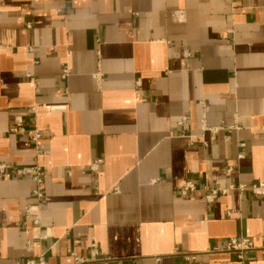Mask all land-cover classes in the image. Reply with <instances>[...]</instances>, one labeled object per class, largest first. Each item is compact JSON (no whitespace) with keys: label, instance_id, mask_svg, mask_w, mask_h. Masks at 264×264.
Wrapping results in <instances>:
<instances>
[{"label":"crops","instance_id":"crops-1","mask_svg":"<svg viewBox=\"0 0 264 264\" xmlns=\"http://www.w3.org/2000/svg\"><path fill=\"white\" fill-rule=\"evenodd\" d=\"M44 104L37 156L20 129ZM37 160L38 230L34 180L0 176V264H73L93 243L84 264H264V196L206 197L264 184V0H0V162Z\"/></svg>","mask_w":264,"mask_h":264},{"label":"built area","instance_id":"built-area-1","mask_svg":"<svg viewBox=\"0 0 264 264\" xmlns=\"http://www.w3.org/2000/svg\"><path fill=\"white\" fill-rule=\"evenodd\" d=\"M180 13V12H179ZM179 18L182 19L183 14L180 13ZM27 27L31 28L32 23L27 22ZM190 55V53H187ZM70 75V68L65 67L62 71L61 78L63 80L67 79V77ZM30 81L35 85V87L38 89L37 79L33 74H29ZM140 91V90H139ZM203 106L206 104L202 101L201 102ZM46 105H34L30 108L32 115V124L31 128L22 127L20 129V132L23 134L30 133L29 139L34 144L35 151L37 153V156L41 154L46 153V149L41 143V139L43 137V128L40 125V121L42 119V115L40 113V109L44 108ZM51 107V106H50ZM51 108H56L55 106H52ZM188 118V116L183 117V120L180 122V124H183L184 121ZM221 128L226 127H209L207 125L206 121V114L204 113V116L202 118V129L205 130H211L213 132H217ZM228 129L230 127H227ZM12 131H18V128L12 127ZM244 145V143H243ZM245 156L244 153H240L238 155V158L241 159ZM102 161V159L96 160L93 162L90 167L92 170H97L98 164ZM233 165L229 166L228 171L233 170ZM7 174H14V175H26L31 177L35 182V187L32 190L33 196L36 198V203L27 204L24 207L25 211V219L27 222H30L34 225L35 229H40L41 219H42V211L41 206L45 202V191L43 188V182L45 178V171L43 166L36 161V163L32 165L23 166L20 168L13 169L10 163L7 162H0V176H5ZM198 189V185L194 180L188 179L186 180L180 189L181 193L186 195L188 193L194 192ZM232 189H238L241 191H250L254 196L260 197L264 196V184H258L253 183L250 185H247L245 183H231L227 186H216L211 187L207 189L206 197L209 202H213L217 196L227 194ZM43 238V233L39 230L37 233L28 240V247L33 248L39 243V240ZM91 255L90 256H82L77 254L76 252H73L74 257V263L73 264H84V263H92L97 259L98 251L97 246L95 243L92 245ZM224 249L228 251H234L238 254L240 258H243L246 253L251 252L255 249H257V246L255 242L249 238L244 236H233L231 237L226 246H224ZM262 251L264 253V248H262ZM208 252H212L208 251ZM196 254L188 255L187 258H195ZM159 259V258H158ZM24 264H45L43 256L39 259L36 258H27L24 262Z\"/></svg>","mask_w":264,"mask_h":264}]
</instances>
